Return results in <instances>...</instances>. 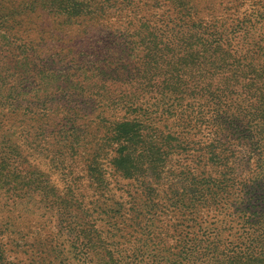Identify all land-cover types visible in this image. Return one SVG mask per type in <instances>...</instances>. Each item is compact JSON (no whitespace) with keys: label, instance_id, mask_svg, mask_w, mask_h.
Returning a JSON list of instances; mask_svg holds the SVG:
<instances>
[{"label":"rangeland","instance_id":"1","mask_svg":"<svg viewBox=\"0 0 264 264\" xmlns=\"http://www.w3.org/2000/svg\"><path fill=\"white\" fill-rule=\"evenodd\" d=\"M178 1L207 28L264 5ZM173 7L0 0V264H190L198 231V264H264V88L252 103L193 66ZM139 25L161 39L129 38ZM228 242L245 253L231 263Z\"/></svg>","mask_w":264,"mask_h":264},{"label":"trees","instance_id":"2","mask_svg":"<svg viewBox=\"0 0 264 264\" xmlns=\"http://www.w3.org/2000/svg\"><path fill=\"white\" fill-rule=\"evenodd\" d=\"M124 1L127 2V0ZM170 1L174 4L173 9L175 11L179 10L181 12V18L183 17L186 20L184 22L187 25L186 32L182 34L184 39L181 40L178 48H182L184 41L188 39L192 42L193 48H195L193 57L196 58V64L193 66H198L202 61L211 76L213 75L215 78H219L222 74L228 76L229 85L227 87L241 92L244 99H250V102L256 103L255 93L257 94L260 88H264V5L244 10L242 17H236L230 24L213 23V25L207 28L205 27L206 25L197 23V21L193 22V25H188L189 20L192 18L193 20L196 19L199 11L193 8L186 9L184 4L179 3L178 0ZM128 5L131 7L130 4ZM135 7L138 8L139 6ZM77 14L78 18H82L87 13L86 11L77 10ZM160 27L162 25L158 26V29L154 26L151 31L147 32L144 31L147 29L145 25H139L134 31L130 30L129 38H139V44L147 38V35L148 37H153V39H161L160 36L155 35L156 33L162 32ZM173 31H175V28L172 26L169 27L167 33ZM147 41L150 40L147 38ZM167 48L169 51L176 50L174 47ZM148 52L145 53V58L148 56ZM138 64L139 62L136 63V65ZM144 66L133 68V71L136 72L134 74L136 78L140 77L141 80L144 78L148 67L146 61L144 62ZM30 69L28 67L27 70L29 71ZM24 89H19L16 93L22 100L30 94L27 91L25 92ZM152 92L153 90H149V94H152ZM10 98H12L11 91L7 88L4 89L2 84H0V107L5 103L8 104L9 100H11ZM150 99L152 98L150 97ZM29 109V106L25 107L24 111L28 112ZM29 114L36 115L37 113L30 111ZM115 130L117 134L124 133L127 140L133 137L125 125H121ZM26 134L29 136V132ZM27 136H24L25 142L28 140ZM7 144V141H0V150L5 149ZM251 215L253 216L254 213ZM212 240V234L206 231H198L193 237V250L188 251L184 255L183 260L190 261V264H198L197 261L199 258L203 259L205 256H208L206 253L208 251L207 243L212 242ZM86 252H89V250L87 249ZM222 252L229 263L236 257L245 254L243 253L244 250L240 247L236 248V245L232 246L230 242L225 245ZM151 264H155L154 260L151 261Z\"/></svg>","mask_w":264,"mask_h":264}]
</instances>
